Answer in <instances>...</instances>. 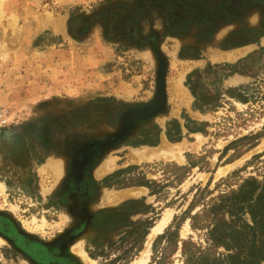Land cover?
I'll list each match as a JSON object with an SVG mask.
<instances>
[{
	"label": "rangeland",
	"instance_id": "1",
	"mask_svg": "<svg viewBox=\"0 0 264 264\" xmlns=\"http://www.w3.org/2000/svg\"><path fill=\"white\" fill-rule=\"evenodd\" d=\"M251 179L256 199L264 0H0V264H188L186 240L264 264V231L203 226L215 203L253 225Z\"/></svg>",
	"mask_w": 264,
	"mask_h": 264
},
{
	"label": "trees",
	"instance_id": "2",
	"mask_svg": "<svg viewBox=\"0 0 264 264\" xmlns=\"http://www.w3.org/2000/svg\"><path fill=\"white\" fill-rule=\"evenodd\" d=\"M112 6H107L105 8H103L102 11L100 12H95L93 15H105V17L107 16V13H112L115 14L114 11H108L111 10ZM107 23H109L108 25H110V19L109 18H105L104 19ZM110 29V27H109ZM256 182V179H251V180H247L243 185H241V187L238 190V193H234V191H232L231 193H234L233 195H237V197H239V195L244 194L245 198L244 201L242 202V208L245 207V203L247 202V204L252 208V213H253V225H250L247 222H244L242 224H234L233 222H228L227 220L223 219L222 217H219L218 213L215 212L217 204H213L210 209L208 210V213L210 215H213L211 217V219H209L206 222V226L207 228L209 227V235H210V240H211V246L212 247H217L219 245H225L227 247H229V243H242L243 241L246 240L247 238L245 237L247 235V233H245L243 230L249 228V229H259L261 231H264V187L262 188L261 192L259 193V195L257 196L256 199H254L252 196V194L256 191V187H254L253 183ZM247 185H252V188L249 190H244L245 187ZM240 198H235V196L232 198V196H230V194H224L220 197V204H218L219 206L223 207L224 209H229L231 207H233V204H236L235 202H233L234 200L237 201ZM138 203H141L143 208H145L146 206L144 205V202L142 200H130L128 202H126L125 207H123V210L128 207H132ZM235 208L236 205H235ZM235 208L233 209H229V212L231 214V212H235ZM241 208V207H239ZM131 210V208H130ZM135 213L140 212L142 210L141 209H134ZM114 213L113 209H105L102 212H100L99 214H97V218H96V225L98 227L101 226V228H107L109 229L110 226V220L112 217V214ZM101 221V222H100ZM144 233L146 234V231H144ZM166 235V234H165ZM165 235H162L159 239H163L165 237ZM177 235V234H176ZM240 235V238H239ZM178 236V235H177ZM256 235H254L253 237H255ZM188 245H190L191 247L188 249ZM178 248V240H176V249ZM209 248V247H208ZM210 249V248H209ZM157 249H155L156 251ZM158 252V251H157ZM182 253L183 255L187 256V263L188 264H204L206 261H209V258L207 256L208 252H205L204 249H202L199 245L195 244L194 242H192L191 240H186L182 242ZM255 252L252 253V257H254ZM155 259V256H154ZM208 264V262H207Z\"/></svg>",
	"mask_w": 264,
	"mask_h": 264
},
{
	"label": "bare ground",
	"instance_id": "3",
	"mask_svg": "<svg viewBox=\"0 0 264 264\" xmlns=\"http://www.w3.org/2000/svg\"><path fill=\"white\" fill-rule=\"evenodd\" d=\"M164 224H165V220H163V222H162L161 225L158 227V229H159L160 227H162ZM158 229H157V230H158ZM142 262H143V260H138V261H134V262L129 263V264H141Z\"/></svg>",
	"mask_w": 264,
	"mask_h": 264
}]
</instances>
